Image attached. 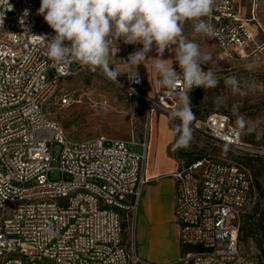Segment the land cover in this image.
<instances>
[{
	"label": "built area",
	"instance_id": "2783aa9c",
	"mask_svg": "<svg viewBox=\"0 0 264 264\" xmlns=\"http://www.w3.org/2000/svg\"><path fill=\"white\" fill-rule=\"evenodd\" d=\"M40 3L0 0V264H141L135 225L148 184V142L138 145L143 153L134 151L135 143L104 136L73 142L50 117L62 83L87 67L51 65L40 36L55 32L38 14ZM254 13L247 19L236 0H215L201 19L223 53L245 59L264 51L251 27ZM141 85L140 78L130 80L128 90L136 95ZM177 92L190 93L182 83ZM73 96L63 94L56 105L77 104ZM179 103L178 95L161 87L149 106L170 113ZM201 127L217 146L244 157L262 154L244 144L226 114L209 115ZM57 152L61 178L54 181ZM172 178L182 248L175 264H264L240 242L253 198L246 167L207 156Z\"/></svg>",
	"mask_w": 264,
	"mask_h": 264
},
{
	"label": "rangeland",
	"instance_id": "374dc122",
	"mask_svg": "<svg viewBox=\"0 0 264 264\" xmlns=\"http://www.w3.org/2000/svg\"><path fill=\"white\" fill-rule=\"evenodd\" d=\"M236 3L238 12L247 19L251 18L255 10L254 15L261 29L256 23L251 24V27L258 31L257 41L264 47V0H236ZM194 24L193 20L185 21L182 36L194 40L202 53L210 55L211 59L201 67L205 71L210 69L218 84L206 88L204 94L195 91L187 94L191 109L198 112L194 114L195 118L190 125L192 140L189 147H175L177 122L170 120L168 112L150 108L149 101L154 102V96L148 98L144 85L137 87L134 95L128 90L126 77L118 76L117 83H114L103 69L93 71L87 67L65 80L57 98L48 107V112L53 120L62 125L67 137L73 142L104 136L135 143L137 146L134 151L143 153L138 145L147 141L150 149L151 141L159 134L161 140H166V127L173 136L168 153L174 159L181 158L180 165L207 156L247 165L253 177L254 194L240 242L247 254L260 256L264 261V51L245 59L229 56L216 46L209 34L196 33ZM229 77L235 78L236 86L231 83L226 85L225 81ZM63 94L72 95L77 104L60 108L56 104ZM211 114L229 115L241 130L244 144L258 149L262 154L249 161L251 159L217 146L204 137L201 124ZM52 167L50 178L59 180L58 152Z\"/></svg>",
	"mask_w": 264,
	"mask_h": 264
},
{
	"label": "clouds",
	"instance_id": "9594fccd",
	"mask_svg": "<svg viewBox=\"0 0 264 264\" xmlns=\"http://www.w3.org/2000/svg\"><path fill=\"white\" fill-rule=\"evenodd\" d=\"M214 3L215 0H41L38 14L55 35L40 37L46 41L45 54L52 66L74 61L93 71L106 70L112 80L121 74L109 68L111 63L122 61L133 73L128 78L139 82L137 66L146 65L151 59L159 84L180 97L169 118L177 122L175 147L187 148L192 140L190 125L195 116L190 97L177 92L178 83L191 91L194 87H215L218 80L210 69L205 71L201 67L211 59L210 55L202 53L194 40L183 38V23L193 20L196 33H210V26L201 18L212 12ZM178 39V45L173 48ZM120 40L142 47L126 61L117 60ZM153 46L158 53L156 58L148 57ZM165 49L175 52L179 71L161 58ZM225 83L236 86L234 77L227 78Z\"/></svg>",
	"mask_w": 264,
	"mask_h": 264
},
{
	"label": "crops",
	"instance_id": "0c3cea01",
	"mask_svg": "<svg viewBox=\"0 0 264 264\" xmlns=\"http://www.w3.org/2000/svg\"><path fill=\"white\" fill-rule=\"evenodd\" d=\"M178 43L179 39L172 47L175 48ZM117 46L119 51L116 53V59L124 61L131 53L142 47L139 44H124L122 40L117 42ZM157 56L158 53L153 46L148 57ZM161 58L179 70L174 51L165 49ZM151 64L150 59L146 65H138L136 71L148 98L153 95L155 100L162 86ZM109 68L118 71L120 76L126 77L130 82L128 75L133 73L128 71L122 61L111 63ZM167 133L165 127L166 140H161L160 134L154 136L145 169L148 184L142 192L135 225L137 254L142 261L141 264H175L182 253L180 226L175 218L176 181L172 178L180 169V164L168 153L173 136Z\"/></svg>",
	"mask_w": 264,
	"mask_h": 264
},
{
	"label": "trees",
	"instance_id": "16d2710c",
	"mask_svg": "<svg viewBox=\"0 0 264 264\" xmlns=\"http://www.w3.org/2000/svg\"><path fill=\"white\" fill-rule=\"evenodd\" d=\"M205 89L206 88H197V89H194V90H192V91H190V92H197V94H204V92H205ZM192 112L194 113V114H197L198 112L196 111V110H192ZM227 115V114H226ZM229 116V115H228ZM230 117V116H229ZM231 118V117H230ZM232 120V119H231ZM246 158H248V159H251V160H249V161H253L254 159H256L257 157H246ZM199 159V158H198ZM176 160H177V162L178 163H181V158H176ZM195 161V160H194ZM193 162V161H192ZM191 162H189V163H187V164H182V165H180V169H184V168H186L189 164H190ZM238 164H241V163H238ZM241 165H243L244 167H246L249 171H250V168L247 166V165H245V164H241ZM253 194H254V186H253ZM245 219H246V215H245V217H244V221H243V226H244V224H245ZM243 226H242V232H243Z\"/></svg>",
	"mask_w": 264,
	"mask_h": 264
},
{
	"label": "bare ground",
	"instance_id": "6f19581e",
	"mask_svg": "<svg viewBox=\"0 0 264 264\" xmlns=\"http://www.w3.org/2000/svg\"><path fill=\"white\" fill-rule=\"evenodd\" d=\"M155 124V123H154ZM155 126V125H154ZM152 128H153V126H152ZM154 131V130H153Z\"/></svg>",
	"mask_w": 264,
	"mask_h": 264
}]
</instances>
